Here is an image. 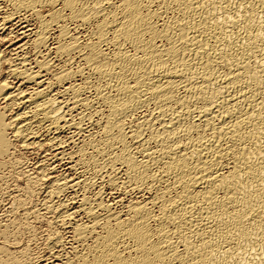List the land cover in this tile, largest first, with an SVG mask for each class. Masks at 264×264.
Here are the masks:
<instances>
[{"label": "bare ground", "instance_id": "6f19581e", "mask_svg": "<svg viewBox=\"0 0 264 264\" xmlns=\"http://www.w3.org/2000/svg\"><path fill=\"white\" fill-rule=\"evenodd\" d=\"M8 35V214L44 195L0 264H264V0H0ZM47 143L68 172L10 161ZM34 219L49 261L18 245Z\"/></svg>", "mask_w": 264, "mask_h": 264}, {"label": "rangeland", "instance_id": "374dc122", "mask_svg": "<svg viewBox=\"0 0 264 264\" xmlns=\"http://www.w3.org/2000/svg\"><path fill=\"white\" fill-rule=\"evenodd\" d=\"M2 37L3 36L0 37V51H4L5 54H8V53L11 54L12 44L15 41V39L13 40L14 37L12 35H8L7 36V38H9V39H7L6 37H3V39H2ZM10 39L13 40V41H11ZM6 67H7V65H5L3 67L2 72L0 73V81H1V79L3 80L4 78H6V76H9L8 75V72L6 71L7 70ZM6 73H7V75H6ZM8 78H6L5 80H7L9 83H12V81H13V84H14L16 82V80H14V78H12L11 76H9ZM2 107H4V101L2 102V100H1L0 101V110H2L1 109ZM12 112H15V108H13V107L10 108L9 111L6 112V114L11 115ZM61 145L62 144H60L58 146L57 145L51 146V145H48V143H47L45 146H43L41 148H36V149L30 148V149H26V150L25 149H20V148H18V147H16L14 145L12 147V149H11V152H12L11 157H9V158H10V161L11 162L12 161L13 162L17 161L18 162V165L20 164L19 165L20 166L19 168L21 170L24 168L23 171L24 170L25 171L26 170L27 171H29V170L31 171V169L34 168V166H37L41 162H45V163H48L47 164V167H49V168L50 167L51 168L52 167H55L54 168L55 169L54 172L56 171L55 174H57L58 172H68V168H67L68 166H67V164L65 163L66 164V166H65L64 161L62 162L61 159L59 160V158H58L59 155H57V153L60 150H63V149L66 150L67 149V147L65 146V144L62 145V146ZM54 147H55V149H54ZM56 150L57 151L59 150V151L57 152ZM54 153H56V154H54ZM17 156H19V157H17ZM56 157H57V159H56ZM7 158H4V161H6ZM9 158H8L7 161H9ZM44 159H45V161H44ZM49 161H51V162H49ZM52 162H53V164H52ZM57 164L60 165V166L58 167ZM8 166H9V168H8L9 170L7 169L5 171V173H6V174L4 173V176L5 177L3 178L2 181H0V230H2V228H4V225L3 224L5 222L7 223L8 218L10 217L9 219L11 220V217H13V216H14L12 218V219H14L13 222L15 224L17 222V224H18V225L16 224V226H21L22 223H23L22 225H24L25 224L24 223V220L20 217L21 209L23 207H28V208L30 206L33 207L34 205H35V207H33V208L39 207V205L41 203V200H43V195H44L43 192H39L38 191L39 193L37 192L36 195L34 194V196H32V198L30 200H26L25 201L26 202L25 205L23 207H20L19 208L20 210L14 211L15 214L14 213L13 214H8L9 213V210H10L8 208H10L12 206L11 205V203L13 201L12 200V197H14V194H17L18 195V200L19 201L22 200L23 199V196L21 195L20 191L25 186L24 177L21 176V174H19L20 172L18 170L15 171V169L11 168V164L10 163L8 164ZM64 166H65V168H64ZM29 168H31V169H29ZM17 171H18V173H17ZM107 198L108 199H111L110 196H108ZM19 201H16V202H19ZM20 221H21V224H20ZM28 221H31V222H28L29 223L28 224V228L27 227L26 228H23L22 230H20L18 232V234L20 233L19 234V238H18V242H20V243L18 245H20V247H28L27 248L28 251L30 250V253H32L33 256H35L37 258L40 257V256H43L44 259H47L49 261L50 260V257L48 255L49 254V251H47V249H46V247L48 246L47 245V238L48 237H46V236H48V234L50 233L48 231V230H50L49 229L50 227L45 222L46 220L41 221L39 219H34V220H28ZM14 223H13V225H14V228L15 229L16 228H20V227H16ZM46 224H47V226H46ZM10 227L11 226H8V229H10ZM12 227H11V230H9V231H12V230L14 231V228H12ZM47 232H49V233H47ZM0 244H1V242H0ZM46 257H48V258H46Z\"/></svg>", "mask_w": 264, "mask_h": 264}]
</instances>
